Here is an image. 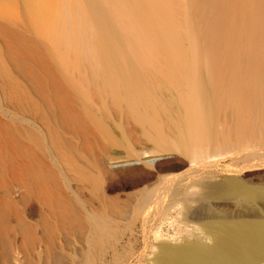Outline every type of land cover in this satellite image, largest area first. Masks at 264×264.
I'll list each match as a JSON object with an SVG mask.
<instances>
[{
    "label": "bare ground",
    "instance_id": "bare-ground-1",
    "mask_svg": "<svg viewBox=\"0 0 264 264\" xmlns=\"http://www.w3.org/2000/svg\"><path fill=\"white\" fill-rule=\"evenodd\" d=\"M38 14L56 25L41 34L67 59L60 69L36 39L0 22V264H62L55 233L86 229L96 244L109 227L107 189L144 186L153 174L142 162L174 169L157 164L172 155L113 159L110 120L132 138L136 120L160 153L195 162L264 146V0H63ZM179 184L161 192L208 220L211 243L162 247L155 264H264V216L254 208L263 190L227 179L222 192L245 205L221 214L209 204L192 211ZM220 192L208 190L206 200ZM158 193L137 192V212L154 215L167 199Z\"/></svg>",
    "mask_w": 264,
    "mask_h": 264
},
{
    "label": "rangeland",
    "instance_id": "rangeland-1",
    "mask_svg": "<svg viewBox=\"0 0 264 264\" xmlns=\"http://www.w3.org/2000/svg\"><path fill=\"white\" fill-rule=\"evenodd\" d=\"M62 1L0 0V22L23 31L28 38L36 39L37 46L45 53V57L50 61V65L54 69H60L62 63L66 65L67 59H64L58 51V53L53 51V45L43 37L45 32L52 34L56 25L47 19V21H39L38 9L47 10L48 8L50 12L51 9H57ZM57 15L56 13L55 16ZM3 46L0 40V48L3 49ZM4 66L23 83L7 61H5ZM2 105L4 108L10 109L7 104H3V101ZM115 123L118 122L110 120V123H104L112 137L119 144V146H113L110 151L113 159L117 161L121 158H128L132 161L142 160L144 153L151 157L172 155L165 160L162 159L157 164L166 163V166L174 169L157 171V166L142 162L140 167H144V169L153 174L144 186H134L124 182L115 184L107 189L106 196L110 202L113 201L106 213L109 227L105 231L104 238L102 235L101 240H98L96 244L95 241L92 245L87 242L92 236L90 231H86V229L55 233L53 240L58 248V254L62 256V264H155L162 247L179 248L206 242V244H210V236L204 227L208 220H201L191 216L185 208L182 196L173 199V188L178 187H176L177 182L178 184L180 183V186L182 184L184 191L188 193V197L194 202L192 211H195L200 204H209L217 213L221 214L235 212L243 208L245 205L243 198L222 192L226 186L227 179H238L246 187L264 191V166H261V164L264 165V159L261 160L264 156V152H262L264 151V146L260 144L256 145L258 147L256 149H251L255 145L250 149L249 147L246 148L247 150H243L241 146H236V148L232 147L217 154L211 152L208 154L209 156L201 157L202 162H200V159L195 162L179 151L160 153L153 140L149 138L152 133L145 131V128L136 120L130 122V126L135 131V137L133 138L127 137L128 135L126 134L124 136V131L118 128ZM259 147L263 148V150L259 149ZM251 151L254 152L252 153ZM255 151L259 152V154ZM252 154L258 155L256 158H252L255 157ZM204 157L206 160H204ZM207 160L208 162H206ZM247 161L251 162L248 163ZM180 163H184V166L175 168ZM191 164L194 167H192L194 170L191 168L193 172L191 170L185 172L186 168L188 169ZM234 167L235 169L233 170ZM235 170L236 173L234 172ZM239 170H241L240 173ZM177 172H179L180 176L178 175L179 177L176 179L174 175ZM180 173H183L182 175L185 178ZM169 174H173L171 178L170 176L163 177ZM180 177L185 180L183 181ZM167 179L173 180V185L168 186L172 182L171 180L167 182ZM181 181L187 184L183 186L184 183H181ZM158 184L163 185L160 188ZM155 185L158 188H155ZM146 186L147 188L150 187V189L151 187L156 189L157 193L159 189L160 193L158 194L162 193L161 196L165 195L163 198H167L164 201L160 196L162 201L159 202L158 211L156 210L154 215H147L145 210L137 212L135 209V195L146 188ZM161 189L164 192L172 191V193H168L172 195L166 194L167 192L164 194ZM214 189L221 192L206 200L207 191H214ZM86 195L89 198L88 193ZM91 203H93V197H91L87 206ZM93 204L95 207L97 206L95 203ZM254 208L261 217L264 216L263 204L257 202Z\"/></svg>",
    "mask_w": 264,
    "mask_h": 264
}]
</instances>
